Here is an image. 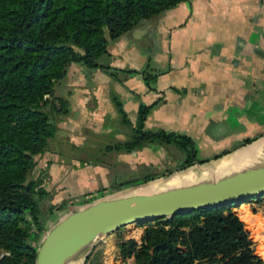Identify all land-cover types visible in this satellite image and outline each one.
<instances>
[{"label":"crops","instance_id":"1","mask_svg":"<svg viewBox=\"0 0 264 264\" xmlns=\"http://www.w3.org/2000/svg\"><path fill=\"white\" fill-rule=\"evenodd\" d=\"M106 50L108 54L101 57L105 59L98 62L112 69L85 70L71 63L60 93L54 94L65 101L67 111L58 117L56 132L47 144L50 140L66 142L71 150H77L92 147L94 139L112 140L103 146V160L95 157L81 162L87 167L84 172L89 173V179L99 174L103 184L93 190L76 186L75 196L99 189L104 190L97 192L94 201L127 195L121 193L132 185H108L112 164L141 171L168 170L170 177L218 162L264 136V0H184L108 39ZM140 105L149 106L143 131L162 130L189 137L196 161L202 162L183 170L172 168L182 152L156 141L130 151L107 149L130 140ZM85 124L96 129L80 131ZM61 147L57 145L55 152H63ZM106 155L111 161H106ZM247 161L243 159L222 171L195 174L175 187L230 176ZM63 166L54 169L58 173ZM162 177L145 183L155 182L154 189L161 188ZM58 178L52 182L56 189L49 201L52 205L63 197H74L59 193L65 186ZM75 208L54 214L42 228L47 231ZM231 211L236 213V207ZM136 228L141 230L139 236L122 232L117 241L113 235L99 239L95 250L101 254L93 264H135L132 257L118 255L116 242L133 238L139 244L143 227Z\"/></svg>","mask_w":264,"mask_h":264},{"label":"trees","instance_id":"2","mask_svg":"<svg viewBox=\"0 0 264 264\" xmlns=\"http://www.w3.org/2000/svg\"><path fill=\"white\" fill-rule=\"evenodd\" d=\"M182 1L0 0V264H34L39 244L30 230H40L45 219L39 218V185L26 180V175L55 132L44 106L49 104L56 114L67 111L64 100L55 98V104L45 96L52 94L54 83L71 63L89 70L112 69L98 62L108 54V39ZM148 108L139 106L129 141L106 148L130 151L156 141L182 152L177 170L201 163L189 137L142 130ZM160 176L148 174L117 188ZM231 206L237 205L176 214L146 226L138 223L144 226L140 243L133 238L119 240L118 255L132 257L135 264H264ZM247 224L253 228L251 220ZM134 235L139 236V230L134 229ZM100 254L89 262L93 264Z\"/></svg>","mask_w":264,"mask_h":264},{"label":"water","instance_id":"3","mask_svg":"<svg viewBox=\"0 0 264 264\" xmlns=\"http://www.w3.org/2000/svg\"><path fill=\"white\" fill-rule=\"evenodd\" d=\"M160 187L96 200L70 210L43 235L34 264H72L69 257L73 252L126 225L260 198L264 196V167L245 165L239 172L215 180Z\"/></svg>","mask_w":264,"mask_h":264},{"label":"rangeland","instance_id":"4","mask_svg":"<svg viewBox=\"0 0 264 264\" xmlns=\"http://www.w3.org/2000/svg\"><path fill=\"white\" fill-rule=\"evenodd\" d=\"M104 57V56H101ZM99 57L98 60L101 58ZM105 59V58H101ZM107 61V60H106ZM105 63V61H104ZM83 69L89 70L88 68L80 65ZM63 83H65V79H61L59 81H56L54 83L53 92L48 97L49 100L54 101L55 103V97L54 94L60 93V89L63 86ZM47 98V95L45 96ZM44 112L47 114L50 122L53 124L54 128L56 127V124H58V117H60V114H56L54 111L50 109L49 104L45 105L43 108ZM95 126V125H94ZM93 125L85 124L84 128H81L80 131H86L88 129V132L90 130L96 129ZM101 128V127H100ZM98 129V128H97ZM61 131V130H59ZM95 131V130H94ZM56 132V129H55ZM54 132V133H55ZM60 140V139H58ZM114 140V139H113ZM114 141H117L116 139ZM50 142V143H49ZM43 152L35 158V163L33 166H31L27 172L26 180H33L38 183L41 195L39 196V203H38V210H39V218L40 219H50V217L54 216V214L61 215L65 211H67L69 208L74 207H81L88 203H91L94 201L95 197L97 196V192H102L104 189H99L94 192L89 193H83L79 196L76 195L75 187L77 186L79 189H85V190H93L94 188H98L103 184L102 179H100L99 174L95 175V179L93 180L89 179V173L84 172L86 168L83 166V161L87 160L88 158H97L99 160H103L102 158V150L105 149L103 147L106 143H112V140L107 139H94L92 140L93 146L92 147H85L80 148L77 150H71L69 147H67L66 142H59L56 143V141L50 140ZM62 146L61 149H64L63 152H55L56 146ZM253 148L252 152L253 155L249 156L247 165H250L252 168H258V167H264V136L255 141L253 144L245 147V149H241L237 151L235 154H232L226 158H223L222 160H219L218 162H213L211 164H207L205 166H199L193 169H189L186 172L183 173H176L175 175H186L188 173H192L199 169H204L209 166H215L218 167L220 171L228 169L233 164H236L237 162H240L243 159H247L243 156V152L247 150H251ZM255 152V153H254ZM61 153V154H60ZM106 161H111V157L106 155ZM183 155L178 160H176L172 164V168H178L181 164ZM61 162V163H60ZM63 167H60V171L57 173L54 168H56V165L62 164ZM38 164L40 169L38 168ZM245 164V162L243 163ZM40 172H39V170ZM71 169V170H70ZM77 169V170H76ZM166 171H148V170H134L131 169L129 166H125L123 168L122 166H117L115 164H112L109 168L108 176L109 181L108 185L110 186H117L119 183H117L118 180H120L122 184H124L127 181L130 180H139L141 177L152 174V175H161L163 176L159 182L162 184V182L168 178L169 176L166 175ZM166 176V177H165ZM62 180L61 185L65 186V189H60L59 193L61 195L63 194H72L74 197H63L64 199L60 201L56 205L50 204L51 198H53L55 194V188L52 184L54 179ZM158 178V177H157ZM60 180V181H61ZM169 179L166 180V182ZM51 181V182H50ZM52 184V185H51ZM158 184V183H141V184H131V187H126V191L121 194H129L133 192H137L136 190H149L151 186ZM153 189V188H151ZM108 190V189H107ZM81 191V190H80ZM67 198V199H66ZM231 209L233 206L230 207ZM236 213L240 217V219L243 222V226L245 230L248 232V236L250 241L252 242V248L254 250V253L259 256L264 261V196L260 198H253L248 200L247 202H240L236 206ZM247 220H251L253 223V228L250 229ZM152 224V222H145L142 223V225H149ZM48 224H45V226ZM133 225V226H132ZM136 227H144V226H136L134 224L126 225L124 227H121L117 229L116 231H113L111 233H108L104 236H112L114 237L115 241H117L120 238V233L122 232H130L132 235H134V229L139 230V233L141 230ZM46 232V229L43 227L40 230H36L32 228L30 230L31 237L35 238V245H38L40 240L42 239L44 233ZM100 238H96L92 244L87 245L88 251L86 253L85 259L87 258L88 261L85 262V259L82 260L81 264L89 262L90 259H92V255H97L99 253V249L95 250L97 242ZM117 243V242H116ZM84 257L83 254H81L79 257ZM78 257V258H79ZM94 257V256H93ZM96 258V256L94 257ZM83 259V258H82ZM90 263V262H89ZM206 264V263H203Z\"/></svg>","mask_w":264,"mask_h":264},{"label":"bare ground","instance_id":"5","mask_svg":"<svg viewBox=\"0 0 264 264\" xmlns=\"http://www.w3.org/2000/svg\"><path fill=\"white\" fill-rule=\"evenodd\" d=\"M252 150H253V148H251V150H247V151H244L243 152V156H240V157H244V158H249V156H252L253 155V152H252ZM255 153V152H254ZM218 169V171H220L219 170V168L218 167H215V166H209V167H207V168H204V169H199V170H196V171H194V172H190V173H188V174H186V175H182V176H180V175H176V176H174V177H172V176H170L169 178H167V179H169L167 182H165V183H163L162 185H160V186H162V188H165V187H171V186H175V185H177V183H179V182H183L184 180H186V179H188L189 177H191V176H194L195 174H198L199 176L200 175H205V174H207V173H210V172H212V171H216ZM172 177V178H171ZM197 179V178H196ZM189 181V180H188ZM192 182V181H191ZM179 185V184H178ZM185 185V184H184ZM180 186V185H179ZM157 186H151V188H156ZM151 188L149 189V190H151ZM159 188V187H158ZM149 190H136L137 192L138 191H149ZM133 226V225H132ZM88 251V247H82V248H79L78 250H76L75 252H73L71 255H70V257H69V259L72 261V264H81V262H82V256L81 257H79L81 254H83V253H85V252H87ZM79 257V258H78Z\"/></svg>","mask_w":264,"mask_h":264}]
</instances>
